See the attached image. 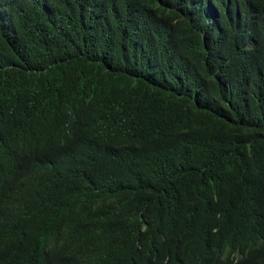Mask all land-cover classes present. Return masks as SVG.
Returning <instances> with one entry per match:
<instances>
[{
    "label": "trees",
    "instance_id": "obj_1",
    "mask_svg": "<svg viewBox=\"0 0 264 264\" xmlns=\"http://www.w3.org/2000/svg\"><path fill=\"white\" fill-rule=\"evenodd\" d=\"M0 264H264V0H0Z\"/></svg>",
    "mask_w": 264,
    "mask_h": 264
},
{
    "label": "bare ground",
    "instance_id": "obj_2",
    "mask_svg": "<svg viewBox=\"0 0 264 264\" xmlns=\"http://www.w3.org/2000/svg\"><path fill=\"white\" fill-rule=\"evenodd\" d=\"M212 43V42H211Z\"/></svg>",
    "mask_w": 264,
    "mask_h": 264
}]
</instances>
